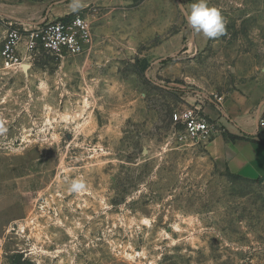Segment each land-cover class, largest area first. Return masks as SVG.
Here are the masks:
<instances>
[{"label":"rangeland","instance_id":"obj_1","mask_svg":"<svg viewBox=\"0 0 264 264\" xmlns=\"http://www.w3.org/2000/svg\"><path fill=\"white\" fill-rule=\"evenodd\" d=\"M194 2L0 0V51L67 15L93 36L27 72L0 59V264H264V178L232 175L183 120L264 89V0H209L216 38L188 24Z\"/></svg>","mask_w":264,"mask_h":264},{"label":"built area","instance_id":"obj_2","mask_svg":"<svg viewBox=\"0 0 264 264\" xmlns=\"http://www.w3.org/2000/svg\"><path fill=\"white\" fill-rule=\"evenodd\" d=\"M92 41L91 23L80 14L45 19L19 28L11 27L0 51L2 68L23 72V65H28L30 69L42 53L56 59L80 55L90 47ZM222 100H219L221 114L225 110ZM183 120L186 134L192 140H211L223 132L215 122L201 116L197 109L186 111ZM260 126L264 127V119L260 120ZM4 248L5 238L0 235V254Z\"/></svg>","mask_w":264,"mask_h":264},{"label":"crops","instance_id":"obj_3","mask_svg":"<svg viewBox=\"0 0 264 264\" xmlns=\"http://www.w3.org/2000/svg\"><path fill=\"white\" fill-rule=\"evenodd\" d=\"M245 92H233L224 105V113L207 119L223 132L243 139L231 141L223 132L211 140L204 139L211 157L220 161L233 175L247 180L264 178V136L260 120L264 119V89L248 86Z\"/></svg>","mask_w":264,"mask_h":264},{"label":"clouds","instance_id":"obj_4","mask_svg":"<svg viewBox=\"0 0 264 264\" xmlns=\"http://www.w3.org/2000/svg\"><path fill=\"white\" fill-rule=\"evenodd\" d=\"M187 21L195 32L202 33L207 38L219 37L226 31V22L220 9L210 6L209 0H196L191 5ZM85 188L82 179H75L71 182L69 190L78 193Z\"/></svg>","mask_w":264,"mask_h":264},{"label":"trees","instance_id":"obj_5","mask_svg":"<svg viewBox=\"0 0 264 264\" xmlns=\"http://www.w3.org/2000/svg\"><path fill=\"white\" fill-rule=\"evenodd\" d=\"M228 139H230L231 141H236V140H239V139H243L242 137H240V136H236V135H233V134H230V133H228V132H224L223 133ZM263 143H264V141H263ZM233 175V174H232ZM234 176H236V177H239V178H243L242 176H240V175H234ZM245 179V178H244ZM263 180V178H258V179H256L255 181H262Z\"/></svg>","mask_w":264,"mask_h":264},{"label":"water","instance_id":"obj_6","mask_svg":"<svg viewBox=\"0 0 264 264\" xmlns=\"http://www.w3.org/2000/svg\"><path fill=\"white\" fill-rule=\"evenodd\" d=\"M28 69H29V66L28 65H23V70H24V72H27L28 71Z\"/></svg>","mask_w":264,"mask_h":264}]
</instances>
